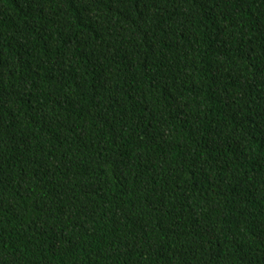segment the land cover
<instances>
[{
	"label": "trees",
	"instance_id": "16d2710c",
	"mask_svg": "<svg viewBox=\"0 0 264 264\" xmlns=\"http://www.w3.org/2000/svg\"><path fill=\"white\" fill-rule=\"evenodd\" d=\"M0 264H264V0H0Z\"/></svg>",
	"mask_w": 264,
	"mask_h": 264
}]
</instances>
